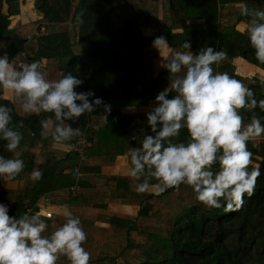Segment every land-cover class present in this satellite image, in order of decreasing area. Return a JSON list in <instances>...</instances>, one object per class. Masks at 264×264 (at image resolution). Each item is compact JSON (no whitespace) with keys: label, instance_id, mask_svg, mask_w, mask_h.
Masks as SVG:
<instances>
[{"label":"trees","instance_id":"16d2710c","mask_svg":"<svg viewBox=\"0 0 264 264\" xmlns=\"http://www.w3.org/2000/svg\"><path fill=\"white\" fill-rule=\"evenodd\" d=\"M243 5L264 8V0H35V8L42 15L38 22L45 26L46 32L38 35V30L28 40L25 33L21 36L15 32L16 28L10 29L12 17L20 14V0H0V54L6 52L11 62L21 53L23 63L40 61L48 79H58L61 73L71 72L83 81L76 91L92 90L111 106L107 113L103 106L97 107L73 124L79 132L67 144L76 146L86 139V161L81 162L75 150L62 159L24 153L21 159L25 167L11 181L24 180L26 186L0 193V201L6 195L14 198L9 215L18 218L29 210L39 211L40 198L53 192L57 194L49 204L71 208L91 207L95 194L99 197L96 199L113 191L136 194L140 198L136 215L99 216V221L109 224L102 241L122 239L127 246L119 255L105 252L101 259L91 262L117 264L120 256L132 255L135 261L128 260L127 264H264V141L248 142L252 162H258L261 173L253 194L245 195L239 209L227 212L223 207H206L196 200L188 185L168 188L159 195L139 193L135 190L137 181L130 176L103 175L101 165L86 164L96 159L112 162L137 146L128 139L133 133L151 134L146 112L141 108L155 101L158 92L169 83V72L164 68L153 77L151 61L156 48L152 40L156 36L164 35L173 50H182L180 46L185 41L190 43L189 51L193 54L205 46L223 50L227 55L215 70L227 71L243 81L253 89L257 100L264 98V80L243 77L236 72L235 60L264 72V64L255 58L245 31L248 17L240 14ZM81 13L83 23H77L76 16ZM146 29L155 30L156 34H146ZM0 104L12 108L14 123L23 121L19 129L22 138L30 131V147L37 140L44 148L53 141L51 134L40 135L38 124L40 119L51 117V113L42 112L39 116L26 113L20 102L5 99L3 90H0ZM126 108L135 109L130 113ZM241 112L243 123H247L249 113ZM256 112L264 115L258 108ZM179 140H187L186 130L181 129ZM3 143L0 141V154L11 156ZM43 163L50 166V171L39 181H32L30 172L33 168L40 170ZM252 167L256 166L251 163L249 169ZM77 169L82 175L97 174L99 179L95 183L81 179L80 192L73 195L64 189L75 184ZM173 195L179 200L176 205L169 199ZM163 197L169 204L161 205ZM155 207H158V217L153 216ZM42 218L47 224L44 234L50 235L54 231L52 219ZM80 219L84 231L97 228L95 222ZM136 243H159L169 253L130 251L129 245ZM66 259L61 256L57 264H66Z\"/></svg>","mask_w":264,"mask_h":264},{"label":"clouds","instance_id":"9594fccd","mask_svg":"<svg viewBox=\"0 0 264 264\" xmlns=\"http://www.w3.org/2000/svg\"><path fill=\"white\" fill-rule=\"evenodd\" d=\"M240 14L248 17L249 43L255 58L264 64V8L243 5ZM76 22L83 23L82 13ZM152 46L160 54L168 53L160 66L169 72V83L145 113L151 134L133 133L128 138L137 144L129 149L128 168V175L137 181L135 190L159 195L183 184L206 207H223L226 212L239 209L261 175L257 167L249 169L253 153L248 142L264 134V115L256 112L257 108L264 112V98L257 100L243 81L215 70L227 55L223 50L205 46L193 54L187 41L180 46L182 50H172L164 35L156 36ZM82 83L71 72L48 79L40 61L17 67L6 52L0 54V90L13 93L26 113H51V118L38 121L40 135L50 133L58 145L71 146L67 142L79 132L73 124L83 114L100 106L106 113L111 110L92 90L76 91ZM170 93L174 94L168 98ZM241 110L249 113L247 123H243ZM11 113L10 106L0 104V141L11 153L0 154V181L15 179L25 167L18 150L23 121L14 123ZM181 129L187 132L186 141L179 140ZM42 176L36 168L29 174L32 181ZM45 215L49 214L29 210L18 218L10 216L9 205L0 202V264H57L61 256L70 264H89L79 216L64 205V222L45 235Z\"/></svg>","mask_w":264,"mask_h":264},{"label":"rangeland","instance_id":"374dc122","mask_svg":"<svg viewBox=\"0 0 264 264\" xmlns=\"http://www.w3.org/2000/svg\"><path fill=\"white\" fill-rule=\"evenodd\" d=\"M28 1H31L32 5L30 7H32V8L30 11L28 8H27V11L24 10L25 11L24 16L17 19L21 22H19L20 25L18 24L17 28L15 27L16 28L15 32L18 34H21V36H23V33H25V36L28 38V40H30L33 35H36L35 29L38 26V23H37L38 21L34 20V14L37 13V10L35 8V4L32 0H28ZM6 9H7V6L4 5V11H6ZM38 16H39V14H38ZM35 19H36V17H35ZM11 20H12L11 26H13L14 25L13 22L16 20L15 19H11ZM67 27H69V26L67 25ZM241 30H243V29H241ZM145 33L150 34L151 32L146 29ZM167 54L168 53L166 51H163L160 54V51L158 49H155V57L151 61L153 74L158 73L160 71V69H162V67L160 66V63L164 60L163 56H166ZM235 64L237 66V73L240 76L251 77V78L256 77V78L264 80V74H262L258 68L253 69V67H250L249 65L245 64L242 60H239V61L237 60ZM170 94H174V93H170ZM132 111L133 110H130V112H132ZM250 141L254 144H258L260 142H263L264 138L259 137V138H256V139H253ZM46 155L48 156L49 153H47ZM50 158H52V157H50ZM54 158L56 159L57 156L56 157L54 156ZM114 161L109 162V161H106L105 159H102V161L99 159H96L95 161H87L86 164H88V165L94 164L95 166L97 164L101 165V173L100 174L105 175V173L108 174L107 172H110V170L109 169L102 170V168L104 166H111ZM252 163L256 167L259 165L258 162H252ZM98 177L99 176L97 174L95 175L94 173L84 176V178L89 180L91 183H95L97 181V179H99ZM84 178L81 177V179H84ZM95 195H96V198H99L97 194H95ZM126 196L123 195L124 198ZM7 197H6V199H7ZM11 197H12V199H14L13 196H11ZM96 198L92 199V203H91L92 206L86 208L89 211V212H87V214H84V213L77 214V212L73 213L74 215L79 216V218H83V219H86L87 221L91 220V221L95 222V226L97 227L96 229L90 227L89 230H85L87 238L83 242L82 246L90 253L89 264H96V263L91 262V261L95 260V259H99V258L101 259L103 256H105L106 253H110L111 255H113V254L119 255L127 246L126 241L122 240V239L110 240L109 242L102 241V239L104 238V235L106 234V228L109 226V224H105L104 222L99 221V216H104V215L111 216L113 214L118 213V212H116L117 210L114 207V203L118 198H121V194L119 192L113 191V192L109 193L108 196L106 195L104 198H100V199H96ZM126 198L128 201H131L130 203L136 204L138 206V208L140 207V205L138 203L140 201V198L136 194H129ZM169 199L175 205L179 201L177 198V195H173ZM127 200H126V202H128ZM160 203H161V205H163V203H168L167 198L163 197L162 202H160ZM157 209H158V207H155L153 210V216L154 217H158ZM137 212L134 215H136ZM164 212H166V211H164ZM63 218L64 217H62V214H59L58 218L55 217V219H53L51 221L52 225H54L53 223H58V222L60 223ZM161 247H162V245L159 243L154 244V245L152 243H151V245H144L142 243H140V244L136 243L135 246L129 245V249L132 252L134 249H142L145 251H153V252H157V253H162V252L169 253V250H167V249L163 250V249H161ZM128 260L135 261V258L132 255H129L128 257H121L120 256L116 262H117V264H127ZM65 262H66V264H70L68 259H66Z\"/></svg>","mask_w":264,"mask_h":264},{"label":"crops","instance_id":"0c3cea01","mask_svg":"<svg viewBox=\"0 0 264 264\" xmlns=\"http://www.w3.org/2000/svg\"><path fill=\"white\" fill-rule=\"evenodd\" d=\"M35 4V0H32ZM32 5L31 1H26V0H20V14L17 15V16H13L12 18L15 19L16 21L13 22V26H11L10 29H15V27L17 28L18 27V24L20 25L19 20H17L18 18H21L22 16H24V13L26 10L27 11V8L29 9V11L31 10L32 7H30ZM39 14V16H38ZM36 17V19H35ZM42 18V15L37 11V13L34 14V20L35 21H40V19ZM38 25H40L39 22H37ZM17 25V26H16ZM150 31L152 35H155L156 34V31L155 30H148ZM172 49V48H171ZM173 50V49H172ZM237 61V60H236ZM235 61V63H236ZM239 61V60H238ZM250 66V65H249ZM252 67V66H250ZM154 68V67H153ZM155 69V68H154ZM253 69H256L255 67H253ZM162 69H160V71H162ZM159 71V72H160ZM158 73H154L153 77H156ZM237 72V71H236ZM262 74H264V72L260 71ZM260 73V74H261ZM63 73H61L62 75ZM60 75V76H61ZM251 78V77H249ZM4 92V98L7 99V100H10V101H13V102H16V103H19V100L14 96L13 93L9 92V91H3ZM155 101L151 100L147 106L145 107H142L141 109H143L144 112H147L151 109V107L154 105ZM127 111L130 112V110H134L135 108H126ZM131 113V112H130ZM51 118V117H49ZM50 135V133H49ZM48 135V136H49ZM46 136V137H48ZM31 136H30V131H27V133L25 134V137L22 138L21 142H20V148L18 150L21 151V157H23L24 153H35L39 156H41L42 158H50V157H53L54 156L57 158L56 159H62L64 158L70 151L72 150H75V151H78V146L75 147V146H61V145H58L56 144L55 142L53 141H50L47 146L44 148V147H41V143H39V140H37L35 142V145L30 147L29 146V142H31ZM82 140H80L79 142H81ZM78 142V143H79ZM23 145V146H22ZM78 148V149H77ZM79 152V151H78ZM49 153V155L47 156L46 154ZM54 155H53V154ZM130 167V159H129V154L126 152L124 155H121V156H118L115 158V161L113 162V164L111 166H104L102 168V170H107L109 169L110 172H107L108 174L105 173V175H112V176H123V177H128V168ZM40 170H42L43 174L47 171H50V166L46 165L43 163V165H41V168ZM85 175H81L82 178H84ZM93 176V175H92ZM85 179V178H84ZM26 186V181L24 180H17V181H0V193L1 192H4L5 190H18V189H22ZM148 193H151V192H148ZM154 194V193H153ZM127 196L129 195L128 193L126 194ZM124 194V196H126ZM156 195V194H155ZM8 196V197H7ZM126 196V197H127ZM7 197V199H6ZM5 197V200H3V203L9 205V210L11 208V205H12V197L10 195H6ZM124 198L123 197V194H121V198H118L115 203H114V207L115 209L117 210L116 212L118 213H122V214H132L134 215L137 211H138V206L136 204H133V203H130L131 201H128L127 198ZM55 198V197H54ZM53 199V198H51ZM126 200L128 202H126ZM2 202V201H0ZM44 208H47V210H50L52 213H53V219H55V217L58 218V215L59 214H62L63 212V206H60V205H55V204H48L47 206H45ZM109 209V208H108ZM69 210L72 211L73 213L74 212H77V214H80V213H84V214H87V212H89L86 208H71L69 207ZM63 217V216H62ZM64 219L63 218L61 220V222L59 223H53V229L55 230L58 226H60V224H62L64 222ZM55 226V227H54Z\"/></svg>","mask_w":264,"mask_h":264},{"label":"built area","instance_id":"2783aa9c","mask_svg":"<svg viewBox=\"0 0 264 264\" xmlns=\"http://www.w3.org/2000/svg\"><path fill=\"white\" fill-rule=\"evenodd\" d=\"M38 30H39V34L38 35L45 34V32H46L44 25H38L37 28L35 29V33H38ZM22 54L23 53L17 55L12 60V62L14 63V65L17 66V67H19V65L23 63V62L20 61V58H21V55ZM87 144H88L87 140L86 139H82V141L79 142V143H77V145L75 146V147L78 146V148H79V149L78 148L77 149H78L79 154H80V160H81V162L86 161V157L84 155V148H85V146ZM75 173H76V176H77L75 184L72 185V186H70V187H68V188H65L64 189L66 192H69V193H71L73 195H77L80 192V188H81L80 187V180H81V175L82 174L79 172L78 169L75 171ZM56 194H57V192H53L52 194L43 195L40 198V200H39V202L37 204L38 207H39V210H42L43 212L49 214V215H45L43 217H46V218H49V219L53 218V213L50 210H47V208H44L43 205H48L49 202H50V199L54 195H56Z\"/></svg>","mask_w":264,"mask_h":264}]
</instances>
